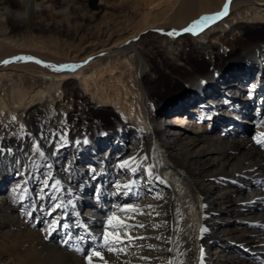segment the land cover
I'll use <instances>...</instances> for the list:
<instances>
[{
    "label": "bare ground",
    "instance_id": "1",
    "mask_svg": "<svg viewBox=\"0 0 264 264\" xmlns=\"http://www.w3.org/2000/svg\"><path fill=\"white\" fill-rule=\"evenodd\" d=\"M225 2L0 0V264H86L76 248L102 243L113 212L134 215L125 205L162 213L130 225L163 226L132 229L149 237L135 244L156 249L133 246L120 264H166L176 242L184 264H201V247L202 264H264V147L254 139H264V36L245 35L264 32V0H228L225 15L184 31ZM187 42L201 62L186 61ZM153 47L181 73L157 64ZM160 81L171 97H157ZM131 157L136 173L118 167Z\"/></svg>",
    "mask_w": 264,
    "mask_h": 264
},
{
    "label": "snow or ice",
    "instance_id": "2",
    "mask_svg": "<svg viewBox=\"0 0 264 264\" xmlns=\"http://www.w3.org/2000/svg\"><path fill=\"white\" fill-rule=\"evenodd\" d=\"M229 7V3L228 0H226L223 9L220 12H217L215 14H213L212 16H202L200 17L199 20H196L193 22L192 25H189V27L185 28L184 31L185 32H191L193 31V27L197 26V25H201V24H206L207 21L209 20H214L217 17H221L223 15H225L227 13ZM193 34H195V32H193ZM168 35H172V33H168ZM16 59H32L31 57H17ZM4 63H8V61H5ZM37 63H39V61H37ZM70 66H66V65H62L58 68H55V71H61L64 68H68ZM13 120H15V117H13ZM23 127V126H22ZM53 135H57L56 133H53ZM260 137H264V132L259 133L258 134ZM60 136V140L65 141L66 142V133L63 134H59ZM255 142L260 145L261 147H264V139H258L256 137H254ZM84 143H87V139H85L83 141ZM77 143H80V141H77ZM0 151H2V149H0ZM34 151L39 152V146L38 145H34ZM40 155H43L42 152L39 153ZM142 159L146 160L148 159L147 157H143ZM137 161V157H131L129 160H125L122 163H120L118 165L119 168L121 169H128L130 170L132 173H136L137 171V167H139V165H137L136 167H133V164H136ZM147 175L149 177L152 176V167L148 166L145 169ZM155 179L159 180L160 177L156 176ZM44 187L47 188L48 187V182L47 180H45L44 182ZM135 182L134 181H130L128 183H125L123 185H121L119 182H117V184L115 185L117 190L119 191V189L121 187L125 188V189H129L131 190L133 184ZM262 187H264V183L261 184ZM51 187L53 189H55L56 191H59V181H57L55 184L51 185ZM25 193L27 192V189L23 190ZM41 192H43V189H41ZM24 196L23 194H21V196L19 197L20 200H23ZM160 197H155V199H159ZM54 202L58 199L56 196H53L51 198ZM67 203H71V201H68ZM64 207L63 203H54L53 206V211L55 209H59ZM146 207L152 209V212H148V213H144L143 211L140 210L138 205H125V206H120L118 208L119 212H130L133 213L134 215H126V216H117V212H113L110 216L107 217L106 221L103 223V230H102V234H101V239H102V243L97 241V243L95 244V246H93L91 248V250L88 249H81L79 247L76 248L77 251H83L84 253V260L86 261V264H120V258L121 255H126L128 254V250L131 249L133 246L135 247H139V248H148V249H152L155 250L156 249V245L153 244H135V242L137 240L139 241H145L147 239H149V237L144 236V235H133L132 233V229L134 228H141V229H145L147 227H152V228H159L161 226H163V222H161V224H150V225H146L145 223L141 222V223H136V224H129L128 221L129 220H134L135 219V215H145L147 214L148 216H152L153 213H155L156 216H160L162 215V213L160 212H156L155 208H153L152 205H147ZM29 215H31V213H28ZM52 213L49 212L48 215H51ZM113 221H116V223H113ZM58 224L57 220H53L49 225H48V229H46L45 231L50 235L51 231H55L56 230V225ZM62 227L67 228L68 225H62ZM51 230V231H50ZM205 231H207L206 228L201 227L200 228V232L201 234L204 233ZM67 235V233H66ZM93 240H97L96 237H91ZM85 239V236H80L79 240L83 241ZM154 239L156 240H164V243L167 244H172L173 240L171 239V237L168 238H164L160 235H157L154 237ZM65 243H68V241H65ZM177 243V247L174 248H168L167 252L171 255L172 253L175 252V256L166 261V264H184L183 260L180 259V257H183L186 253L183 250H180L179 248V243ZM105 253L111 254L112 256L115 257L114 260L109 259ZM203 255H204V249L203 247L200 248V257H201V264L203 261ZM139 260L141 261H149L150 259H152L149 256L146 255H141L138 257ZM128 264H130V262H128Z\"/></svg>",
    "mask_w": 264,
    "mask_h": 264
},
{
    "label": "rangeland",
    "instance_id": "3",
    "mask_svg": "<svg viewBox=\"0 0 264 264\" xmlns=\"http://www.w3.org/2000/svg\"><path fill=\"white\" fill-rule=\"evenodd\" d=\"M89 1L92 4L97 3V0H89ZM158 29H160V30H169V27L160 26V27H158ZM245 35H246L247 38L256 40V39H262L263 36H264V32L250 30V31H247L245 33ZM146 45L156 46V43H155V41L150 40ZM153 50H154L153 58H154V61L157 64H160V65L162 64L163 67H165V68L167 67V69H169V71H167V72H172V73H175V74H180L181 73V72H179L180 69H181L180 64L171 62L172 60L166 54H164V52H163V50L161 48L153 47ZM185 54H186V57H187L186 61H189L190 64H193V63H196V62L199 63V62H201V59H203V57H204V55H202V56H199V55H194L193 56V55H191V46H190L189 42H187V44H186V53ZM217 60H218V58L216 59V57H214V61L216 62ZM202 61H204V60H202ZM208 64H210V63L208 62ZM183 72H185V71L183 70ZM187 72H190V70L187 69ZM160 82H161L160 85H162V86L157 88V91H156L157 97L158 98H162V99H167V98L171 97V95L174 94L173 91H172L173 89H169L168 83L165 84L162 81H160ZM46 105H47V103L45 104V106ZM253 108H255V106H252V108H251L252 110L250 109V111H253ZM79 112H80V109L75 106L73 108L72 116L76 117V123L75 124L77 125V127H80V125L82 124L81 120H77V115H78ZM72 116H71V118H72ZM73 118L71 120H73ZM98 118L100 120H102V121L106 120L105 116H99ZM226 118H228V117L226 116ZM242 120H244V119H235V123H237L239 121L238 122L239 124H241L242 126L248 128V129H252L254 127V123H251L249 121L250 123L247 124V122H248L247 121L246 124H245V122H241ZM96 129L98 130V128H96ZM238 138L240 140L244 139V138L241 139L240 137H238Z\"/></svg>",
    "mask_w": 264,
    "mask_h": 264
}]
</instances>
